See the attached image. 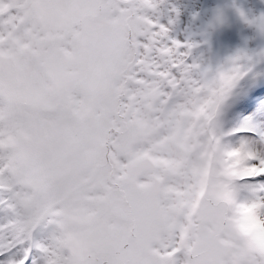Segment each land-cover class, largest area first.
Masks as SVG:
<instances>
[{"label":"snow or ice","instance_id":"1","mask_svg":"<svg viewBox=\"0 0 264 264\" xmlns=\"http://www.w3.org/2000/svg\"><path fill=\"white\" fill-rule=\"evenodd\" d=\"M165 4L0 0V264H264V152L219 122L242 56L202 69Z\"/></svg>","mask_w":264,"mask_h":264},{"label":"rangeland","instance_id":"2","mask_svg":"<svg viewBox=\"0 0 264 264\" xmlns=\"http://www.w3.org/2000/svg\"><path fill=\"white\" fill-rule=\"evenodd\" d=\"M173 2H176L177 0H170ZM230 0H217L216 2L214 0H197L198 10L194 15V21L193 26L189 30V37L192 41L200 40L203 45L210 44V41L212 38L216 39L218 38V44L220 45V54L222 55L224 51L227 48V45L225 43V37L227 34V23L229 19L235 15V3L231 2L230 10L228 12V16L219 22L217 19V11L215 10V4H220L222 7L225 6L227 3H229ZM177 5L179 6L180 16L183 20L182 25H184L185 20L184 12L185 10H189L193 12L194 8L191 6L190 8L187 7L186 0L177 1ZM256 7H250L249 9H252L248 13V28L246 32H250L254 30V24L252 23V13L253 10ZM164 21V20H162ZM219 24V25H217ZM208 27V30L203 29V27ZM189 27V23L177 30L175 32V35L180 38L184 35V30ZM234 32L238 28L239 30H242V26L239 24H236L233 26ZM233 32V33H234ZM240 32V31H239ZM184 41V40H183ZM231 46L229 49L231 51V58L236 57L237 55L242 56L241 60V68L242 71L246 73L244 75V78H242V82L247 81L248 79H259L261 80V70L264 71V51H261L258 46L255 44V37L252 39L247 38L246 44H243L238 39H232L231 40ZM247 49V50H246ZM246 50V52H245ZM202 57H210V53L208 52V48H205L202 52ZM231 58L228 56H225L221 62L214 63V59L210 61V63L207 66L206 70H210V74L213 73L216 66L223 67H229L231 63ZM194 63H197L200 65L201 68H203L205 65H207L206 58L201 59V56L198 58H194ZM252 80V83L248 84L247 90H248V105H254L255 111L251 112V110L244 109L240 111V114L243 115L241 120L239 121L241 124H249L252 126L257 127V129L261 133V137H256L249 134H241L239 135V138H237L238 143L246 142L248 143L254 150L261 151L262 147L264 146V96L263 98H259L258 92L261 91V89L264 88V81L261 80ZM234 91V90H233ZM264 94V93H263ZM262 94V95H263ZM237 98L236 95L232 94L228 97L227 101L230 99ZM229 105V104H228ZM235 107H237L235 105ZM229 113H234L233 110H229V108L226 105V101L224 102V105L221 108L220 116H219V122L220 126L222 122H224L227 118ZM228 114V115H227ZM237 122H234L233 120H230L229 126L227 127L232 128ZM242 125V126H243ZM224 129V128H223ZM226 129V128H225ZM227 129V130H228ZM230 142V140H229Z\"/></svg>","mask_w":264,"mask_h":264},{"label":"clouds","instance_id":"3","mask_svg":"<svg viewBox=\"0 0 264 264\" xmlns=\"http://www.w3.org/2000/svg\"><path fill=\"white\" fill-rule=\"evenodd\" d=\"M255 211L258 214L260 210L256 209ZM261 218L264 219V217ZM244 235L252 248L257 251L264 250V229L259 227L249 228Z\"/></svg>","mask_w":264,"mask_h":264},{"label":"bare ground","instance_id":"4","mask_svg":"<svg viewBox=\"0 0 264 264\" xmlns=\"http://www.w3.org/2000/svg\"><path fill=\"white\" fill-rule=\"evenodd\" d=\"M179 21V19L178 18H176V22H178Z\"/></svg>","mask_w":264,"mask_h":264}]
</instances>
